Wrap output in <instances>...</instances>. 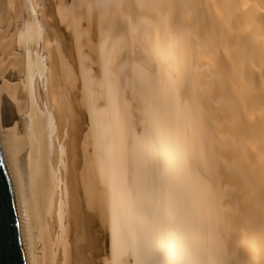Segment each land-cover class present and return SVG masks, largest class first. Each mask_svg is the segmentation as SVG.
<instances>
[{"label": "bare ground", "instance_id": "obj_1", "mask_svg": "<svg viewBox=\"0 0 264 264\" xmlns=\"http://www.w3.org/2000/svg\"><path fill=\"white\" fill-rule=\"evenodd\" d=\"M0 153L26 264H264V0H0Z\"/></svg>", "mask_w": 264, "mask_h": 264}, {"label": "water", "instance_id": "obj_2", "mask_svg": "<svg viewBox=\"0 0 264 264\" xmlns=\"http://www.w3.org/2000/svg\"><path fill=\"white\" fill-rule=\"evenodd\" d=\"M0 264H26L12 185L0 153Z\"/></svg>", "mask_w": 264, "mask_h": 264}]
</instances>
